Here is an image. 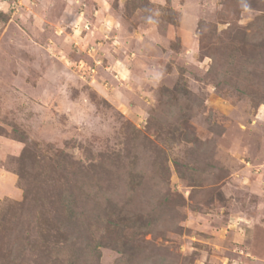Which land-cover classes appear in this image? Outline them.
<instances>
[{"label":"rangeland","instance_id":"374dc122","mask_svg":"<svg viewBox=\"0 0 264 264\" xmlns=\"http://www.w3.org/2000/svg\"><path fill=\"white\" fill-rule=\"evenodd\" d=\"M0 264H264V0H0Z\"/></svg>","mask_w":264,"mask_h":264}]
</instances>
